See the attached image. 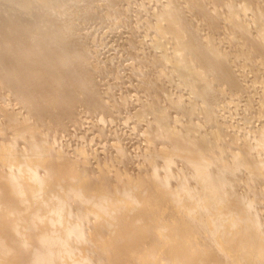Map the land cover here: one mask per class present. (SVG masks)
Instances as JSON below:
<instances>
[{"label": "bare ground", "instance_id": "1", "mask_svg": "<svg viewBox=\"0 0 264 264\" xmlns=\"http://www.w3.org/2000/svg\"><path fill=\"white\" fill-rule=\"evenodd\" d=\"M86 1L89 2L88 0H0V78L8 85L7 87H10L9 89L14 93L12 96L20 97L24 105L26 103L29 105L28 108L31 107L32 112L38 115L37 119H40V114L49 117L51 122L46 127L51 131L54 126H62L61 124L67 120H72L73 107L78 101L94 99L97 105L101 106L105 102V100H102L103 102L100 100L99 93L97 90L96 93L93 86V77L95 79L93 73L95 70L98 72V67L94 69L91 66L94 69L93 77L88 74L91 72L87 59L90 51L86 53L85 49L76 45L79 41V37H77L78 40L76 39V31L80 30L79 23H76L73 18L67 20L66 23L63 21L65 24L59 22L68 17L74 9H78L82 15H87L86 9L89 8ZM115 1L117 4L121 2ZM104 3L108 5V2ZM160 4H162L160 8L157 11L154 10L155 23L153 26L155 25L159 31L162 40L168 41L166 43L171 49L169 48L168 54L159 56L167 61L166 65H170L171 72L180 77L176 76V78L187 84L201 99L202 105L198 107L203 114L201 117L210 119L213 114L207 112L205 106L217 94L216 89L218 88L214 87L215 80L220 77L226 82L238 84L222 63L223 53L217 45L219 31H221L220 23L228 21L232 38L238 34H242V37L244 35L245 41L243 46L240 43L242 46L239 47L240 53L246 56L251 51L255 52L251 58L252 61L264 66L263 0H164ZM110 5L108 6L111 8ZM100 7L98 8L101 9ZM246 8L254 11L251 21L238 16V12ZM115 9L117 11V7L113 8V11ZM187 11H196L204 19V23L209 25L208 36H204V40L198 44L194 42L195 33L188 23ZM49 13H52V17L55 16L56 19H48ZM98 15L97 17L101 18V14ZM35 16L40 20V23L36 25L31 23ZM102 18L105 19V17ZM85 19L88 20V18ZM111 20L113 22V19ZM9 22H14V25L11 26ZM250 24L255 27V36L251 35L252 32L248 34ZM45 27L49 29L48 32L45 31ZM149 29L155 28L149 27ZM162 40L160 42L163 45ZM145 58L148 59L146 56ZM140 61L137 60L138 63ZM140 65L144 64L140 63ZM171 76L174 77L173 74ZM179 81H177L178 84H181ZM153 82L152 84L148 82L151 84H149V91L158 95L163 94L158 84H155L157 81L154 84ZM162 94L159 96L161 97ZM46 98L48 99L44 100ZM18 104L20 105V102ZM190 105H184L187 107V112H185L187 114ZM103 106L107 105L103 104ZM145 110L150 112V117L152 116L156 124L153 125L156 128L152 126L153 131L150 129L151 137L160 134L159 136L168 138L172 145H168L172 147L169 150L173 149L179 155L182 154L184 160L192 167L191 171H187L195 180H199L198 183L201 181L204 184L203 187L200 184L197 187L185 185L186 187L177 190L169 184V177L165 179V182L163 180L161 182L157 177L158 173L151 170L150 173L136 172V170V173L126 171L120 173L116 168L113 173L117 180L111 185L104 183L100 176L99 178L86 177L81 170L82 162L79 160L76 162L74 157V159L68 157V154H64L59 146L56 147L57 153L52 155V147L46 139L45 132L40 130L35 133L33 130L36 128L34 127L36 119L34 113L32 117L35 119L28 114L29 109L27 114L17 116L19 113L16 115L9 111L8 107L7 109L1 107L3 115L7 116L8 121L6 122L11 128L14 127L12 141L4 144L0 142L2 145L0 160L5 163V166L0 168V256L6 264H258V262L264 264V228L262 224L256 222L255 214L254 216L251 213L247 215L250 212L248 198L246 199L245 196L246 201H244L241 197L243 200L240 201V195L235 190L237 186L232 185L230 181H227V184L230 183L228 185L230 188L227 187L228 191L223 185L220 186L226 191L225 193H222V188H218L221 195L211 194V198L207 195L214 190L213 181L220 182L219 178L223 180L225 175H231L236 166L240 169L241 159L238 152L234 149L229 151V159L221 156L211 157L208 152L218 142H215L204 131H198L194 129L195 127L192 128V125L189 128L186 125L188 130H184L171 124L166 120L164 105L154 106L152 102L144 100L138 106L137 114L139 115L140 111L145 113ZM205 118L202 119L205 120ZM212 121L214 122V119ZM202 122L204 124V121ZM5 124L7 127V123ZM66 124L63 125L66 127ZM1 126L0 124V128ZM38 127L41 129L40 126ZM263 127L255 130L256 132L253 131L255 134L252 132L254 137L251 140L247 137H245L247 139L244 138L245 140L240 138L241 148L247 146L248 150L254 145L264 147ZM49 136L47 137L51 140ZM151 137L148 138L151 140ZM18 138L24 139L25 147L22 146L21 151L12 150L11 143ZM215 138L217 139V136ZM230 140L234 142V139ZM252 142L254 144H251ZM56 145L54 144L53 147ZM165 147H160L156 152L151 150L154 153L149 149V159L154 154L163 158L168 157V149ZM171 159L172 156L166 160ZM261 159L264 160V158ZM261 162L264 164V161ZM258 163H255L256 167H259ZM152 165L155 166L154 163ZM185 169L182 170L185 171ZM260 169L259 172L262 173ZM256 170L258 171V168ZM175 174H178L177 171ZM244 174L246 175V172ZM180 176L182 177V174ZM175 177L179 178L177 175ZM246 177L241 185L246 183L250 189L251 184L248 182L250 179L247 177V180ZM179 179L182 181L183 178ZM224 182L226 185V181ZM192 185L195 184L192 182ZM203 190L205 192L207 190L208 193L206 194ZM214 192L220 193L215 190ZM207 197L210 199L208 200ZM210 200H214L213 209L210 208L213 212L207 218H196L194 216L196 210L200 206L208 205ZM167 209H174L181 217L175 216L167 219L164 215ZM252 212L255 213V211ZM83 220L89 221V224H82ZM217 225L222 227L223 232L216 228ZM214 228L216 231L219 229V232H215ZM206 233L209 234L207 238L203 236ZM208 241L210 243H207ZM91 243L97 248L95 254L92 251L89 252L88 245ZM99 253L105 256L104 259L95 258V255ZM222 258H225V261Z\"/></svg>", "mask_w": 264, "mask_h": 264}, {"label": "rangeland", "instance_id": "2", "mask_svg": "<svg viewBox=\"0 0 264 264\" xmlns=\"http://www.w3.org/2000/svg\"><path fill=\"white\" fill-rule=\"evenodd\" d=\"M88 1L90 3L87 1L86 2H87L89 9H86V10L88 12L87 15H89V17H87V15H82V13L78 9L76 10L74 9L69 13L70 15H68V17L60 20L59 22L65 24L67 20H71L73 18L76 21V23H79L78 28L80 30L76 31V39L78 40L77 37H79V41L76 43V45H78L79 47L81 46L82 49H85L86 53L90 51L89 53L91 55L92 54L95 55V56L93 55L94 56L93 57L89 53L88 55L86 54L87 56H89V58L87 59H88V63H90V66L88 65V68L89 70H91V72L88 71L89 72L88 74L92 76L93 70L95 68L97 69L98 67V72L95 70L93 73V76H95V79L92 76L93 83H94L93 86H94L95 91L96 90L98 91L100 100L101 101L105 100V102L103 101L102 102L103 104H106L107 106H103V104H102L103 107L101 105H97L94 99H85V100L78 101L76 105L73 107V112H72L73 118H71L72 120H67L66 122L63 123V124L67 123L66 127L65 125L61 124L62 126H64V128L58 125V126H54L52 128L53 131H51L47 129L48 125L50 124L49 122H51L49 117L46 116L45 114H40L41 115V116L39 115L40 119H37L38 115H36L34 111L32 112L31 107L28 108L29 105L28 104L26 105V103L24 105L23 103L24 101H22L20 97L19 98L15 97V95L12 96V94L14 93L11 91V89H9L10 87H7L8 85L0 78V81H1L0 82V105H1L0 106V124L2 125L0 128V142L2 144L11 142L12 132L14 131V127L11 128L8 122H6L7 116L6 114L3 115L4 112L1 111V107L6 108V109L8 107V110L12 111L16 115L19 113L17 116L27 114V111L29 109L28 114L31 115V117L32 116L34 117V115H36V119L32 117L33 119H35L34 120L35 123L37 122L35 124L32 121V123H34L35 125L34 127H36V128H33V130L35 133L40 132V130L41 132H45L46 139L47 141H49L52 147L51 148L52 155L57 153L56 147L59 146V148L63 151L64 154L66 155L68 154L67 155L68 157H72V159L75 158L74 160L76 162L78 160L82 162V164L80 163L81 170L83 171V174L86 177L99 178L100 176L102 177L101 179H103L104 183H106L107 185H111L113 184V182L115 183L117 180L116 175L114 176V173H113V171H116L114 170L116 168L118 169V172L120 173H123L124 171L129 172V173H136L137 171L150 173V170H151V171H155L158 173L157 177L161 182L162 180L163 182H165L166 181L165 179H168L167 177H169V181H168L169 184L173 186V188H176L177 190L181 189L182 187H186V186H196L197 187L199 186V184L200 186L203 187L204 184L201 183V181L200 183H198L199 180H195L194 177H192L189 174L188 171L189 170L191 171L192 167L184 160V157L182 156V154L179 155L176 151H173V149L172 151L171 149L169 150V148H172V147L170 146L168 147V145H171V142L169 141L168 138L166 137L164 138V136H159L160 134L155 135L154 137L153 136L151 137L150 134L154 130L153 128H156V126L154 127L153 125H156V124L153 121L154 119L152 118V116L150 117L151 115L150 112L145 110V113H143L144 112L143 110V112L140 111L139 115L137 114L138 106L144 100L152 102L154 106L161 104V105H164L165 107L166 120L168 122H170L173 125H177L184 130H188L190 125H192L193 126L192 128L195 127L194 129H198V131H202V132L204 131V133L209 135V137L212 138L215 142H218V144L215 143L216 146L213 145L210 151L208 152V154L211 157L221 156V157H226L227 159H229V156H228L229 151L231 150L233 151L234 149L235 152H238V155H240L239 158L241 159V163L239 165V167L241 166L240 169L238 168V166H236V168L234 169L231 175L229 176L225 175L227 179H224L225 177H223V180L219 178L221 183L217 181H213L212 184L215 187L218 186V183H220L218 187L216 188L214 187V190L216 192H220L218 188H220V186L223 185L224 189L228 191V188H230V186L228 185H230V183L232 185H236L237 189L235 190L236 192L238 191V194L240 195V196L237 195L240 198L238 199L241 201L245 198V196H246V199L248 198L247 202H248V209H250V212H248L247 210L248 212L247 215L248 214L250 215V213L252 215L255 214L256 216L255 220H257L256 222H259L260 224H262L264 228V168H263L264 164L263 162H261V161H264L263 159H261V158H264V156H262V154L264 155L263 153L264 147L262 146L260 147V145H258L259 147L258 148L257 146L254 145L256 151L254 150V147L252 148L248 147L250 149V150L248 149L249 151L247 150V146H242L243 149L241 148L242 140H245L247 138L248 140H251V138L254 137V134L257 131V129H260L264 126V66L260 64H256L252 61L251 58L255 55L254 54L255 52L251 51L253 54L249 52V54L248 55L246 54V56L240 53L239 47L241 48L244 44V41H245L244 35L242 37V34L240 35L238 34L237 36L239 38L237 36L232 38V34H230L229 32L230 24H227L228 21L227 22L221 21L220 23L221 31H219L218 44H217L218 49L221 50V52L223 53V57H222L223 66L228 72H230L233 75V77L236 79V82L238 84L236 85L232 82H226L220 77L217 78V80H215L214 87L218 88L216 89L217 94L213 96L210 102L206 104L205 106L206 111L209 112L210 114H213L211 118L209 119L203 116L201 117V115L203 114H202L201 109L198 108L199 105L200 107L202 105V102L200 101L201 99H199V97H197L192 92V90L187 84L181 82L182 80L179 81L180 79L178 80V78L180 77L177 74L172 73L170 65L169 64L166 65L167 61H164L160 57L162 54H168L169 53L168 51H170L171 49L170 45L166 43L168 41L162 40V38L160 37L159 31L156 29L155 25L153 26V24L155 23L154 22L155 21L154 10L157 11L162 5L160 4V2L163 3L164 0L163 1L161 0L160 1L159 0H140V1L139 0L138 1L137 0H119V2L120 1L122 2V3L120 2V4L118 3L119 9H118V4L116 3L117 1L114 2V0H108V1L103 0V2L101 0L100 1L93 0L92 2L90 0ZM104 2H108V5L112 3L113 6L111 4L110 5L111 8H110L108 5H106L107 3L105 4ZM109 2L111 3L109 4ZM92 4L94 5L93 7H92ZM115 6L117 7V11L115 9L114 10L115 13L113 14L114 12L113 8H116ZM98 7H100L102 10L99 9ZM263 8H264V0H263ZM90 9L91 10L94 9L95 13H94V10L91 11ZM98 9L101 10L102 13ZM246 9L249 10V11L247 10L248 13ZM246 9H244V11L243 10L240 11L241 13L238 12V16L243 19H247L251 21L254 11L251 8H246ZM152 11H153V14H152ZM71 14L74 17H72ZM98 14H101L100 16L101 18L97 17L99 16ZM115 14H116V17L113 18ZM186 14H187L188 23L195 33L194 42L198 44L200 43V41L204 40V36L205 37L208 36L209 25L207 23H204V19L201 16H199L196 13V11H187ZM119 15L123 17L121 18V16ZM52 16H53L52 13H49L47 15L48 19H51V20L56 19L55 16L54 17ZM102 17H105V19ZM124 17H125V20H124ZM85 18H88V20ZM33 19L31 20L32 24L36 25L40 23V20L38 17L35 16ZM106 19H109V20L106 21ZM111 19H113V22ZM104 20H105V23L103 24ZM108 21L111 24H109ZM9 24L13 26L14 22H9ZM191 24L193 25V27ZM81 25L83 26L81 27ZM251 25L252 24H250V26ZM149 27L150 28L154 27L155 29H149ZM225 30H228V31H225ZM248 30H249L248 34L252 32L251 35L255 36L254 34H256V30L254 26L249 27ZM45 31L48 32L49 29L45 27ZM198 31L199 33H197ZM161 40L164 41L163 43L165 45L164 44L162 45V42H160ZM158 43L160 44V46L158 45ZM240 43L242 46H240ZM83 44H85L84 45L85 47L83 46ZM88 45L90 46L88 47ZM89 49H91L92 52ZM136 50L138 52H136ZM144 53L146 55H144ZM241 55L244 56V58ZM145 56L148 57V59H146ZM133 60L135 61L133 62ZM137 60L138 61L141 60L140 63L144 64L143 65L144 67L140 65V63H138ZM145 60L148 62L149 66H147L148 64H146L147 62ZM148 60H150V62ZM248 60L252 61V63ZM143 61L145 62L143 63ZM161 65H163V67ZM91 66L94 69H92ZM172 74L175 77V79H173L174 77L171 76ZM235 74L238 76V78ZM176 76L178 78H176ZM150 79L153 80L154 82L157 81V83L155 84H158L161 91L163 92V94L161 93L162 94L161 97L159 96L161 94L158 95L156 93H152V91H149V87L153 82V81L151 82ZM176 80L179 81V83L181 84H178ZM145 81H148L151 84L149 83L150 84L149 85L148 82L145 83ZM1 89H2V92H1ZM9 92L11 93L10 95H9ZM174 98H176L177 100ZM47 99L48 98L44 100H47ZM174 100L176 101L174 102ZM18 101L20 102V105L18 104L19 103ZM182 103L185 106L191 104L190 108L188 109L189 111L188 114L185 113L187 112L186 111L187 107H185ZM3 104L5 107L2 106ZM182 106H184L185 109ZM15 109H17L18 112ZM32 113H34V115ZM197 113L198 114L200 113V114L198 115ZM202 118L203 119L205 118L206 121L203 120ZM181 119L183 121H181ZM213 119H214V122L212 121ZM43 120H44V123H43ZM202 121H204V124ZM210 121L212 122L210 123ZM192 122L197 123V124L199 123V125L193 124ZM5 123H7V127ZM186 125L188 126V128H186ZM209 125H212V126H209ZM38 126H40L41 129H39ZM148 129L149 131L146 132V130ZM150 129L151 130L153 129V130L150 131ZM209 131L211 132L209 133ZM228 131L231 133H229ZM216 132H219V133H216ZM147 133L149 136L147 135ZM47 136H49L51 140H49ZM215 136H217V139L215 138ZM227 136L229 137V139ZM148 137H151V140ZM230 139H234V142L233 140L231 141ZM236 140L239 142H237ZM54 144L55 145L57 144V145L53 147ZM251 144H254V142H252ZM217 145H219L218 148L220 150L217 148ZM22 146L23 148L25 147V141L23 138H18L11 143L12 150L21 151L23 150ZM165 146L168 149L167 155L169 156L166 158H163L162 156L154 154L150 158L152 159L150 161L149 156H148L150 151L152 150L156 152L157 149H159L160 147H165ZM226 147L228 149H226ZM244 147H246V149ZM1 148H2V145L0 146V151H1ZM149 149L150 151L148 153ZM222 150H223V153H222ZM251 150H253V152H257L258 154L255 155V153L252 152L253 153L252 155ZM224 151H226L227 154ZM258 151H261V152L263 151V152L261 153ZM213 152L216 155L213 154ZM260 153L261 155H259ZM77 155L81 157L83 156L82 157L83 159L81 157H78ZM171 156H172V159H171L172 161L166 160L168 158L170 159ZM76 157L80 158L81 160ZM256 161L259 162L258 163L260 164L259 167L262 170L259 167H256V164H255L257 163ZM153 163L155 164V166L152 165ZM4 166H5V163H3V161L0 160V168ZM166 166L167 167L169 166V168H167ZM164 167H166L167 170ZM255 168L256 169L258 168V171ZM182 169H185V171ZM259 169L261 170L262 173L259 172ZM97 170H99V172ZM165 170L167 171V173ZM178 170L182 172L180 173V171ZM249 170H252V171H249ZM176 171L178 174L179 173L180 174L179 175L175 174ZM244 171L246 172V175L244 174L245 173ZM184 172H186V174ZM170 173L171 175L172 174L174 175L171 176ZM258 173L260 174L256 175ZM181 174H182V177L180 176ZM176 175L177 177L180 176L179 178L181 179L183 178L182 181L179 178H176V177L174 178V176ZM246 176L250 180H248ZM245 177L252 186V187L250 186V189L246 185V183L245 185H241ZM224 181H226V185ZM227 181L228 182L230 181V183L227 184L228 183ZM182 182L184 185L183 184L181 185ZM192 182L195 185H192ZM205 189H206V186H205ZM224 189L223 188L221 189L223 190L222 193L226 192L224 191ZM239 189H240V193H239ZM214 190L210 194L208 193L207 190L206 192L208 194L205 192V190L203 191L210 198H211L210 196L211 194L213 195L218 194L217 196L221 195V192L215 193ZM208 197L207 199L209 200L210 198ZM244 201L246 200L244 199ZM210 202H212L211 205H210ZM210 202L208 205L205 204L204 206H200L199 209L196 210V213L194 216H196V218H201V219L207 218L213 212L212 205L214 204V200H210ZM251 208L252 209L255 208V209L252 210ZM251 210L255 211V213L252 212ZM164 215L167 219H172L175 216L181 217L180 215H178V213L174 209L165 210ZM82 224L87 225L89 224V221L83 220ZM216 228H219L220 232H223L222 227L220 228V225H217ZM219 229H217L218 232H219ZM214 230L215 232H217L215 228ZM225 232H227V230ZM103 233L106 234L105 231H103ZM203 236L207 238L209 237V234L206 233V234H203ZM151 238L153 239V236ZM199 238H202V236H199ZM207 243H210V241H208ZM88 249H90L89 252L92 251L93 254H95L94 252L97 251L95 250L97 248L92 243L88 245ZM104 257L105 256L101 253L95 255V258L99 260L104 259ZM222 260L225 261V258H222ZM0 261H1L0 263L6 264L4 262V259L1 258V256H0ZM260 263L258 262V264Z\"/></svg>", "mask_w": 264, "mask_h": 264}]
</instances>
